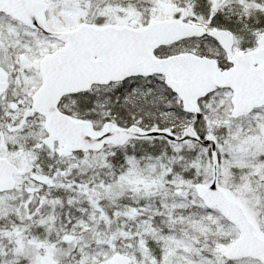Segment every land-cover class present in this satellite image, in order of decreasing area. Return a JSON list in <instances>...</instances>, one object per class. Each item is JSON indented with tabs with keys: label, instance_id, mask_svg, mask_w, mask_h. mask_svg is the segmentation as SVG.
Wrapping results in <instances>:
<instances>
[{
	"label": "snow or ice",
	"instance_id": "snow-or-ice-1",
	"mask_svg": "<svg viewBox=\"0 0 264 264\" xmlns=\"http://www.w3.org/2000/svg\"><path fill=\"white\" fill-rule=\"evenodd\" d=\"M0 264H264V0H0Z\"/></svg>",
	"mask_w": 264,
	"mask_h": 264
}]
</instances>
